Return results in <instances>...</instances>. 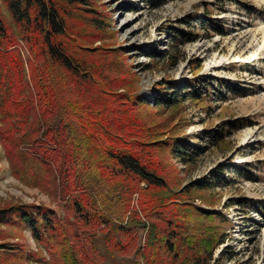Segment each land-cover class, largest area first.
Returning a JSON list of instances; mask_svg holds the SVG:
<instances>
[{
    "label": "trees",
    "instance_id": "1",
    "mask_svg": "<svg viewBox=\"0 0 264 264\" xmlns=\"http://www.w3.org/2000/svg\"><path fill=\"white\" fill-rule=\"evenodd\" d=\"M164 1L156 0L154 6ZM3 3L17 35L0 12V144L11 174L46 193L64 217L42 205L21 204L0 210V224L28 226L49 264H102L95 245L99 237L108 254L140 252L144 264H204L211 259L225 244L230 223L222 213L195 204L200 197L194 193L206 188L207 180L182 185L177 175L170 176L172 167L164 168L159 156L166 152L190 160L188 145L170 135L175 124L164 131L140 118L149 101L137 93L119 51L104 42L105 28L97 24L93 11L101 13L92 1ZM203 20L201 26L205 21L214 25L208 16ZM176 34L173 39H194ZM19 41L27 49L29 80L13 48ZM199 69L185 81L184 95L175 82L158 84L152 96L155 107L175 106L182 98L206 101L209 80L197 76ZM237 123L239 118L210 129L204 138L231 150L224 130ZM24 143L36 146L23 152ZM29 163L42 174L34 173ZM247 167L233 172L240 175ZM135 193L137 207L132 206ZM139 230L145 233L144 246L135 250ZM10 250L0 243V264L1 253Z\"/></svg>",
    "mask_w": 264,
    "mask_h": 264
},
{
    "label": "rangeland",
    "instance_id": "2",
    "mask_svg": "<svg viewBox=\"0 0 264 264\" xmlns=\"http://www.w3.org/2000/svg\"><path fill=\"white\" fill-rule=\"evenodd\" d=\"M91 1L101 13L93 11L97 24L105 28L104 42L119 51L137 93L149 101L139 112L140 118L147 126L158 125L164 131L175 124L170 135L188 145L190 160L181 161L166 152L159 156L164 168L172 167L170 176L177 175L182 185L207 180V187L194 193L200 197L195 204L222 213L230 223L225 244L219 245L204 264H264V0H165L159 6H154L156 0ZM0 12L17 35L3 0ZM206 16L214 25L206 21L200 25ZM176 31L194 39H173ZM19 42L20 46L13 48L29 80L27 49ZM198 67L197 76L209 80L206 101L199 104L182 98L178 105L155 107L152 96L158 84L175 82L184 95L185 81L193 78V69ZM226 84L240 92L234 93ZM237 118L240 123L236 127L229 125L224 130L231 150H221L204 138L208 130ZM34 146L24 143L21 149L30 152ZM244 165L249 167L240 175L233 172ZM29 166L42 174L36 164ZM213 174L216 176L211 180ZM247 175L253 178L247 179ZM138 197L133 194L132 206L137 207ZM239 201L247 204L241 206ZM21 204L42 205L64 217L63 210L46 193L11 174L0 144V210ZM137 237L135 250L143 249L145 233L139 230ZM0 243L11 248L1 253L4 264H49L48 255L34 242L26 225L0 224ZM95 245L102 264H144L140 252L110 255L100 237Z\"/></svg>",
    "mask_w": 264,
    "mask_h": 264
}]
</instances>
